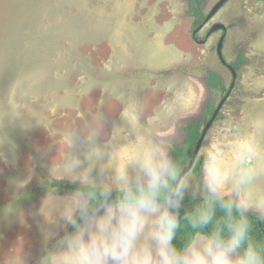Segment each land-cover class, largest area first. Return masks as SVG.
<instances>
[{"label": "clouds", "instance_id": "obj_1", "mask_svg": "<svg viewBox=\"0 0 264 264\" xmlns=\"http://www.w3.org/2000/svg\"><path fill=\"white\" fill-rule=\"evenodd\" d=\"M125 119L130 131L102 107H84L65 128H44L50 143L37 149L41 162L50 161L39 209L43 242L63 235L39 264H264V240L251 223L264 222V165L255 149L233 145L226 153L214 143L200 169L189 170L171 154L169 110L145 123ZM121 147L128 150L117 160ZM0 161L8 162L2 152ZM35 164L30 156L28 179ZM64 181L75 189L54 194L53 183Z\"/></svg>", "mask_w": 264, "mask_h": 264}, {"label": "rangeland", "instance_id": "obj_2", "mask_svg": "<svg viewBox=\"0 0 264 264\" xmlns=\"http://www.w3.org/2000/svg\"><path fill=\"white\" fill-rule=\"evenodd\" d=\"M153 1L160 10L181 12L188 17L181 30L171 33L162 43L166 49L171 46L188 57L187 62L166 72L171 75L180 72L188 77L190 84L189 113L178 123L172 147L183 143L182 128L187 122L198 121L203 129L210 119L204 115L206 108H215L234 81L190 170L200 169L207 150L214 143L226 153L233 145L244 150L255 149L256 163L264 165V0H227L200 29L199 26L194 28V18L188 14V0H184L183 5L179 0ZM217 1L200 0L201 12L207 16ZM74 8L79 12L76 16ZM84 8L82 0H0V140L7 137L14 145L11 150L9 143L0 145V152L8 161H0V264H18L21 256L25 264H39L63 235L61 231L56 239L47 244L43 242V218L39 209L47 191L43 180L50 161L41 162L37 149L50 143L44 128L63 129L75 120L78 109L100 106L99 100L81 97L76 102L77 107L67 103L59 107V102L66 101L69 93L64 89L61 99L56 93V78L63 70L56 67V59L60 48H65L63 44L71 41L68 40L72 32L68 30L70 22L71 27L83 24ZM215 23H222L226 31L209 33ZM193 34L196 39L192 38ZM222 35L225 61L238 65L234 80L228 65H224L217 54ZM72 42L70 58L86 56L89 64L99 59L101 51L96 44L100 43L96 39L90 38L86 41L89 44H80L82 48L76 52L75 39ZM158 47L162 48L156 41L145 52L147 57L161 56ZM238 54L242 59L239 63ZM210 73L220 77L221 89L208 86L206 78ZM75 74L72 70L66 76ZM83 74L85 70L81 71ZM23 124L31 127L22 128ZM30 156L36 164L34 174L28 179ZM25 180L27 183L17 188V184ZM53 187L56 195L70 193L57 182ZM11 206L14 210L8 212ZM32 215L34 227L29 223Z\"/></svg>", "mask_w": 264, "mask_h": 264}, {"label": "crops", "instance_id": "obj_3", "mask_svg": "<svg viewBox=\"0 0 264 264\" xmlns=\"http://www.w3.org/2000/svg\"><path fill=\"white\" fill-rule=\"evenodd\" d=\"M82 2L85 3L83 24L71 27L70 22L68 30L72 32L68 40L71 41L63 44L65 48H60L61 52L58 50L60 55L56 59V67L66 73L76 72L73 76H66L63 70H59L61 75L56 78V93H59L60 99L64 89L69 93L66 101L59 102V107L66 103L77 107L79 98L92 97L100 101V107L111 116L118 128L129 131L130 125L125 117L131 119L138 115L140 122L145 123L161 109H167L175 117L176 129L189 113L190 84L188 77H183L180 72L175 75L166 72L187 62L188 57L171 46L166 49L162 43L171 33L181 30L188 17L181 12L160 10L159 6H154L153 0ZM179 3L183 5L184 0H179ZM75 11L76 8L73 13L76 16L79 12ZM69 20L72 21L71 16ZM90 38L100 43L96 44L101 51L99 59L89 64L86 56L78 57L80 59L69 57L73 39L77 45L76 52L82 48L80 44H89L86 41ZM156 41L162 47L157 48L162 55L147 57L145 52ZM82 70H85L83 75ZM127 150L119 148L117 160ZM33 219L32 215L29 219L32 227Z\"/></svg>", "mask_w": 264, "mask_h": 264}, {"label": "trees", "instance_id": "obj_4", "mask_svg": "<svg viewBox=\"0 0 264 264\" xmlns=\"http://www.w3.org/2000/svg\"><path fill=\"white\" fill-rule=\"evenodd\" d=\"M188 2H189L188 14L193 16L194 18L193 26L194 28H197L205 21L206 16L200 10L201 8L200 0H188ZM192 38L196 39L195 34H193ZM237 60H238V63L242 60L241 54H238ZM232 66L234 67L235 70L238 67V65L236 64H233ZM206 80H207L208 86L211 89L218 90L222 88L221 79L215 73H210L207 76ZM214 109L215 108L208 106L204 112V115L210 118ZM200 126H201L200 122L198 121L187 122L182 128L185 134L183 143L181 145H175L171 149V154L173 158L180 161L184 165V167L189 163L192 157V154H193V150L197 143V140L201 135L202 129H200ZM57 185L67 190H74L76 187V185H72V184L65 183V182H59L57 183ZM192 203L193 202L191 198L186 200L185 209H183L182 211H187L191 207ZM251 223L253 225L254 238L257 240H264V222H257L255 219H252ZM68 230L71 231V228L69 227Z\"/></svg>", "mask_w": 264, "mask_h": 264}, {"label": "water", "instance_id": "obj_5", "mask_svg": "<svg viewBox=\"0 0 264 264\" xmlns=\"http://www.w3.org/2000/svg\"><path fill=\"white\" fill-rule=\"evenodd\" d=\"M227 2V0H218L217 3L212 7V9L210 10V12L208 13V15L205 18V22L204 24L209 21L216 13L217 11ZM204 24L200 25L198 29H200ZM219 30H223L224 32L226 31V27L222 24V23H215L209 30V33H213L215 31H219ZM223 40H224V35H222L218 41V45H217V54L219 56V59L222 63L227 64V62L225 61L223 55H222V44H223ZM232 76H233V80L236 77V70L234 69V67L230 64H227ZM234 85V81L232 82L230 88L228 89V91L226 92L225 96L220 100V102L218 103V105L215 107L210 119L207 121V123L205 124V126L202 129L201 135L197 140V143L195 145V148L193 150V154L192 157L189 161V163L185 166V168L189 169L192 167L194 160L196 158V155L201 147L202 141L205 138L208 130L210 129V126L212 125V123L214 122L216 116L218 115L220 109L223 107L224 102L226 101V99L228 98L231 89L233 88Z\"/></svg>", "mask_w": 264, "mask_h": 264}, {"label": "flooded vegetation", "instance_id": "obj_6", "mask_svg": "<svg viewBox=\"0 0 264 264\" xmlns=\"http://www.w3.org/2000/svg\"><path fill=\"white\" fill-rule=\"evenodd\" d=\"M220 31L224 32L223 30H220ZM224 65H226V66H227V64H224ZM228 69H229V68H228Z\"/></svg>", "mask_w": 264, "mask_h": 264}]
</instances>
